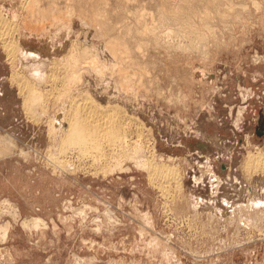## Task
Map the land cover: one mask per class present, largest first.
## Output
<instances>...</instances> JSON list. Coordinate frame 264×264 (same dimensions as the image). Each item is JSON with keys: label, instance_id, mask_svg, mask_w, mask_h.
I'll list each match as a JSON object with an SVG mask.
<instances>
[{"label": "rangeland", "instance_id": "374dc122", "mask_svg": "<svg viewBox=\"0 0 264 264\" xmlns=\"http://www.w3.org/2000/svg\"><path fill=\"white\" fill-rule=\"evenodd\" d=\"M36 1L43 15L31 0H0L6 20H40L46 30L22 25L13 41L26 60L14 65L0 39V140L12 143L0 155V264H264V174L241 166L250 150L264 155V0H231L230 10L223 0ZM188 22L198 30L181 31ZM65 53L84 59L70 83H62L69 68L51 70ZM12 69L49 93L37 121L22 108ZM83 92L100 107L117 105L115 121L130 143L139 136V155L177 166L180 188L150 182L127 159L104 176L75 150L63 156L71 169L53 166L63 159L55 161L59 141L46 123L56 117L64 128L63 113ZM34 218L37 226L24 223Z\"/></svg>", "mask_w": 264, "mask_h": 264}, {"label": "bare ground", "instance_id": "6f19581e", "mask_svg": "<svg viewBox=\"0 0 264 264\" xmlns=\"http://www.w3.org/2000/svg\"><path fill=\"white\" fill-rule=\"evenodd\" d=\"M235 1V0H234ZM233 1V2H234ZM263 1V0H262ZM25 2V1H24ZM221 2H222V0H221ZM223 2H224V4H226L227 5V7H228V9L230 10V9H232V8H234L233 7V5H232V2H231V0H223ZM23 3V2H22ZM36 3H37V1L36 0H31V2H30V7L32 6V9H30V11H32V10H34L35 8H36ZM258 4V3H257ZM256 4V5H257ZM259 5V4H258ZM261 6V5H260ZM262 7V6H261ZM39 9V8H38ZM38 9L36 8V10H37V13H42V12H44V11H40V12H38ZM240 9V8H239ZM250 10V9H249ZM236 11H238L237 9H236ZM3 12V11H2ZM36 12V11H35ZM47 12V10H45V13ZM67 13V12H66ZM192 13V12H191ZM68 14V13H67ZM30 16H32L31 14H29ZM38 15V14H37ZM42 15H43V13H42ZM41 15V16H42ZM59 15V14H58ZM171 15V14H170ZM174 15V14H173ZM176 15V14H175ZM179 15V14H178ZM30 16H28V17H30ZM44 16H45V14H44ZM50 16H51V14H50ZM8 17V16H7ZM17 16H15L14 14H13V16H12V19H13V21L15 22L16 20H14L15 18H16ZM59 17H60V15H59ZM238 17V16H237ZM167 18H169V17H167ZM171 18L173 19V17L171 16ZM174 18H177V17H174ZM40 19H41V17H40ZM50 19L52 20V23H54V24H56V23H58V25L59 24H62L61 22V18L60 19H58L56 16H52V17H50ZM166 18H164L163 20H165ZM177 19H179V18H177ZM176 19V20H177ZM239 19H241V18H239ZM20 20V19H19ZM18 20V21H19ZM168 19H166V21H167ZM192 20V19H191ZM13 21H8V20H6L2 15H0V39L2 38V41H3V43L1 44V45H3V49H5L4 51H6V54L8 55V57H9V59H10V61H11V63H13V65L15 64L14 63V61H16V58L18 59L19 58V56H22V58L25 56L24 54L25 53H23L22 52V50H20V48H21V46H20V48H18L19 46L17 45V46H15V43H14V41H13V39L15 38H22L25 34H22L23 33V27H22V25L23 24H26L27 26L26 27H28L29 26V28L30 27H32L31 29L33 30V28L35 29L34 30V32L36 33L35 35H45V33L44 32H42L43 30H45V27H43V24L41 23L39 26H41L40 28L41 29H38L37 28V26H38V24L40 23L39 21H38V23H37V21H35V20H32V19H30V20H28V22H25L24 20H20V23L22 24V25H20V24H18V23H14ZM42 21H44V19H42ZM61 21V22H60ZM145 21V20H144ZM169 21V20H168ZM167 21V22H168ZM45 22V21H44ZM51 22V21H50ZM172 22V21H171ZM193 22V21H192ZM259 22V21H258ZM51 23V24H52ZM170 23V22H169ZM174 23V22H173ZM176 23V22H175ZM185 23V22H184ZM189 23V22H188ZM194 23V22H193ZM50 24V25H51ZM195 24H196V21H195ZM48 25V24H47ZM194 25V24H193ZM197 25V24H196ZM207 28H208V30H209V28L210 27H208L206 24H204ZM53 26V25H52ZM139 26V25H138ZM174 26V25H173ZM183 26V25H182ZM177 27V26H176ZM193 26H192V24L191 23H189V24H185L184 26H183V28H181L182 30L181 31H183L184 30V32L186 31L188 34H189V32H191V30H195L196 28V30H198V26L195 28V29H193L192 28ZM201 27H203V25L201 26ZM233 27V26H232ZM25 28V27H24ZM28 28V29H29ZM44 28V29H43ZM179 28V27H178ZM27 29V30H28ZM30 29V30H31ZM215 29V28H214ZM32 30L30 31V33L32 32ZM60 30V29H59ZM167 30H168V28H167ZM195 30V31H196ZM199 30H200V27H199ZM29 31V30H28ZM46 31V30H45ZM66 31V30H65ZM173 31H174V29H173ZM213 31H215V30H213ZM15 33V35L14 36H12V33ZM67 32H69V31H67ZM151 32V31H150ZM200 32H201V30H200ZM203 32H205V31H203ZM13 33V34H14ZM183 33V32H182ZM196 33V32H195ZM222 33V32H221ZM184 34V33H183ZM193 34V33H192ZM201 34V33H200ZM206 34V33H205ZM194 35V34H193ZM204 35V34H203ZM169 36V35H168ZM167 35H166V38H170V37H168ZM206 36V35H205ZM208 36V35H207ZM246 36V35H245ZM29 38V37H28ZM27 38V39H28ZM32 38V37H31ZM176 38H178V37H176ZM181 38V37H180ZM185 38V37H184ZM204 37L202 36V35H198V39H203ZM211 38H212V36H211ZM23 39V38H22ZM26 39V38H25ZM210 39V38H209ZM208 39V40H209ZM37 40V39H36ZM175 40V39H174ZM190 40V39H189ZM16 41V40H15ZM30 41V40H29ZM193 41V40H192ZM191 41V42H192ZM176 42V41H175ZM179 42V41H178ZM227 42V41H226ZM22 43V42H21ZM169 43H170V41H169ZM208 43V42H207ZM73 44V43H72ZM177 44V43H176ZM193 44H195L194 43V41H193ZM21 45V44H20ZM26 45V44H25ZM200 45V44H199ZM228 45V44H227ZM22 46H23V43H22ZM73 46V45H72ZM75 46H77V45H75ZM169 46V45H168ZM203 46V45H202ZM208 47V46H207ZM207 47H205V48H207ZM70 48H71V46H70ZM70 48H68V50L70 49ZM181 48V47H180ZM72 49V48H71ZM75 49V48H74ZM195 49H197L198 50V48H197V46L195 47ZM67 50V51H68ZM73 50V49H72ZM71 50V51H72ZM177 50V49H176ZM175 50V51H176ZM66 51V52H67ZM75 51V50H74ZM79 51H82V52H84L85 51V49H84V51L82 50V49H80ZM28 52H30V51H28ZM68 53V52H67ZM76 53H79L78 52V50H77V52ZM85 54H86V52H84ZM27 54H29V53H27ZM80 54V53H79ZM85 54H83V55H85ZM91 54V53H90ZM7 55H6V57H7ZM64 55H66V58H65V62H63V61H61L60 63H55V65H54V68H52V66L50 67V68H52L51 70L53 71V69H55V70H57V69H60V68H63L64 69V72H65V69H67V68H69V71H68V69H67V71L69 72L68 74H67V71L64 73V77L62 78V83H70V82H73L74 80H76L77 79V77L79 78V76H75L74 75V69H75V73H76V65H77V63H76V61L79 59V58H81V59H83V57H79V55H77V54H74V53H69L68 55L65 53ZM78 57H77V56ZM81 55V54H80ZM196 55V54H195ZM206 55V54H205ZM210 55V54H209ZM38 56V55H37ZM88 56V55H87ZM30 58H31V55H30ZM34 58V57H33ZM23 59H25V57L23 58ZM77 59V60H76ZM8 60V59H7ZM21 60V59H20ZM26 60V59H25ZM24 60V61H25ZM76 60V61H75ZM80 60V59H79ZM84 60V59H83ZM91 60L93 61V60H95V57L94 56H92V58H91ZM9 61V62H10ZM35 61V60H34ZM45 61V60H44ZM51 61V60H50ZM56 61V60H55ZM86 61V60H85ZM20 62V61H19ZM23 62V61H22ZM38 62H39V60H38ZM41 62V61H40ZM39 62V63H40ZM63 62V63H62ZM84 62V61H83ZM91 62V61H90ZM89 62V63H90ZM27 63L29 64V60L27 61ZM26 63V64H27ZM39 63H36L35 65L38 67V65L37 64H39ZM46 63V62H45ZM44 63V64H45ZM51 63L53 64L54 63V59H53V62L51 61ZM50 63V64H51ZM10 64V63H9ZM32 64V63H31ZM83 65V63H78V65ZM85 64V63H84ZM91 64V63H90ZM94 64H95V62H94ZM17 65V64H16ZM33 65V64H32ZM35 65L32 67L33 69H34V67H35ZM88 65V64H87ZM86 65V66H87ZM20 66V65H19ZM28 66H31V65H28ZM93 66V65H92ZM92 66H91V68H92ZM97 66H98V61H97ZM12 67H14V66H12ZM37 67H35V69L37 68ZM40 67V66H39ZM89 67H90V65H89ZM101 67V66H100ZM105 67V66H104ZM103 67V68H104ZM49 68V69H50ZM103 68H99L98 67V69H102L103 70ZM21 69V68H20ZM32 69V70H33ZM48 69V70H49ZM63 69L62 70H57V72L58 71H61V73L63 72ZM93 69V68H92ZM91 69V70H92ZM13 70V69H12ZM14 71V70H13ZM18 71V70H17ZM29 71V70H28ZM30 71H31V69H30ZM35 70H33V72H34ZM38 71V70H37ZM50 71V70H49ZM83 71H85V70H82V72ZM99 72H102V71H100V70H98ZM12 72V71H11ZM32 72V73H33ZM39 72V71H38ZM95 72V71H94ZM40 73V72H39ZM78 73V72H77ZM12 74V73H11ZM27 74V73H26ZM31 74V73H30ZM34 74L36 75L37 73H35L34 72ZM51 73H49V75H50ZM60 74V73H59ZM34 75V76H35ZM48 75V74H47ZM78 75H79V73H78ZM11 76V75H10ZM54 76H53V74H51L49 77H47L46 76V78H47V81H48V78L50 79V80H54V78H53ZM11 79H12V82H15V83H18V85H16L17 87H18V92L20 93L21 92V94H22V96H23V104H21L23 107L22 108H24V110H25V113L31 118V119H33V117H35V116H37V117H35V119L34 120H36V119H39L38 117L41 115V112L43 113V108L44 107H47V105H46V102H47V98H46V96H47V94H48V96H49V93L48 92H44V91H42V90H40L38 87H36L34 84H33V81H30L27 77H25V76H23V75H19V73L18 72H13V74H12V76L10 77ZM76 78V79H75ZM199 79V78H198ZM65 80V81H64ZM79 81H77V83H78ZM47 83V82H46ZM51 84V83H50ZM49 84V85H50ZM48 85V86H49ZM51 86V85H50ZM73 86H76V85H73ZM48 91V90H47ZM52 92V91H51ZM88 93V92H87ZM21 94H20V96H21ZM50 94H52V93H50ZM86 93L85 92H83V94H81V95H85ZM87 95V94H86ZM86 95H85V97H84V101L83 102H81V103H77V102H75V103H72V102H74L75 101V99H73L72 101H71V103L70 104H72V107H71V109H69L68 110V112H67V114H64L63 112V115H62V119H64V122L66 123V126L63 128H57L56 127V124H58L59 122H60V120L58 121V120H56V117L55 118H52V119H50L51 121H47L48 123H49V126H48V124L46 123V126L47 127H49L48 128V130H46V131H48L49 132V135L48 136H51L52 138H54L55 136H56V138L58 139V141H59V145H58V149H57V151H58V157L56 158L55 156H57L56 154H57V152H55L54 154H55V158L53 157V159H55V161L58 159V158H61V159H63V156H65L66 154L67 155H69L70 154V151H73V150H75L77 153H78V155H77V159L78 160H80L78 157L80 156V158L82 159V157L83 158H85V160L86 159H89L92 163H90V161H89V163L92 165V169H94L95 171L93 172V173H95L96 171H100L102 174H103V176H104V174H107V172L109 173V172H111V171H113V170H120V171H123V170H121V168H123L122 167V165H123V161H122V159H127V160H130V161H132L133 163L132 164H134V165H137V166H139V167H141V169L143 168L144 169V171L148 174L147 176H148V180L149 179H151V180H149L150 182H155V179H160V180H171V182L172 181H174V185H176L178 188H180L179 186H180V181H181V177H182V175H181V173L180 172H178L179 170L176 168L177 166H173L172 164V166H170V164H168V163H166V162H162V159L160 158L159 159V161L158 160H155V154H153L154 152H150L151 154H149V156H145V153L146 152H143V151H141V152H143L144 153V156L143 157H141L140 155H139V151H140V149H142L143 147V145H141V147L135 142L134 143V141L139 137L138 136V134L136 135V139L135 140H133V143H134V145H133V143H130V139L129 138H127V136H126V132H125V130H127V128L124 126V124H121V123H119L118 121H115V117H117L119 114H121L120 112L122 111H119L118 112V108H117V105H116V107H113L112 105L110 106V107H107L108 105L107 104H105V107L103 106V107H100V106H98L97 105V103L95 104V103H93L91 100H89V98H91V97H89V98H87L86 97ZM87 96H89V93H88V95ZM77 98H78V96H77ZM80 99V98H79ZM82 99V98H81ZM48 100H49V98H48ZM95 100V99H94ZM107 105V106H106ZM38 110H40V112H38ZM38 113H40V114H38ZM123 114V113H122ZM126 116V115H125ZM119 117V116H118ZM123 117V116H122ZM129 117V116H128ZM61 118V117H60ZM120 118V117H119ZM119 118H117V119H119ZM125 118V117H124ZM136 118V117H135ZM61 119V120H62ZM116 119V120H117ZM34 120H33V122H34ZM120 120V119H119ZM128 120V119H127ZM37 121V120H36ZM40 121V120H39ZM63 122V123H64ZM127 124H129V123H127ZM60 126V125H59ZM128 127V126H127ZM136 127V126H135ZM140 128V127H139ZM135 129V128H134ZM133 129V130H134ZM139 130V129H138ZM139 132V131H138ZM48 134V133H47ZM142 134V133H141ZM147 137V136H146ZM51 138V139H52ZM142 138V137H141ZM10 139V138H9ZM9 139H1L0 140V155L1 154H5V152L8 150V152H9V150H10V148L9 149H7L8 147H9V145L10 144H12V143H10L9 142ZM145 139V138H144ZM148 139V138H147ZM49 140H50V138H49ZM139 140V139H138ZM152 140V139H151ZM10 141H11V139H10ZM141 141V140H140ZM146 141V140H145ZM9 142V143H8ZM142 142H144V141H142ZM139 144H141V143H139ZM145 146V145H144ZM148 147V146H147ZM56 148V147H55ZM12 149V148H11ZM47 150V149H46ZM143 150H145V151H147L146 149H143ZM149 150H152L151 148H149ZM148 150V151H149ZM25 151V150H24ZM51 153V152H50ZM72 153V152H71ZM74 153V152H73ZM149 153V152H148ZM147 153V154H148ZM24 154V153H23ZM52 154V156H53V153H51ZM66 155V156H67ZM49 156H51L50 154H49ZM48 158V157H47ZM50 158V157H49ZM52 159V158H51ZM52 159V160H53ZM52 160H50V162H53ZM66 160H58L56 163H58V164H53V166L55 165V167L56 168H58L59 170H63L64 169V171H65V169H67V170H69V168L71 167V165H70V167L69 168H66V166L68 165V163L67 162H65ZM83 161V160H82ZM81 161V162H82ZM80 162V161H79ZM78 163V162H77ZM83 163H84V161H83ZM99 164V166H98V164ZM51 164V163H50ZM87 164V163H86ZM75 165V164H74ZM85 165V164H84ZM242 167H243V169L245 170V171H247L248 172V174H251V173H254V174H257V173H263L264 174V155L261 153V152H252L251 150H250V152L248 151L247 153H246V155H244V160H243V162H242V165H241ZM72 168H74L73 167V164H72ZM81 168H83V167H81ZM125 168V167H124ZM123 168V169H124ZM71 169V168H70ZM91 170V169H90ZM244 171V172H245ZM71 172V171H70ZM50 173H53V172H50ZM100 173V174H101ZM55 174V173H54ZM55 176V175H54ZM57 177V176H56ZM250 177V176H249ZM251 178V177H250ZM159 180V181H160ZM183 180V179H182ZM157 182V185H159V189L161 188V190H162V192L164 191L163 189H165V187L163 186L164 184H165V182L164 181H162V182H164V184L162 185V182ZM168 182V181H167ZM156 183V182H155ZM154 184V183H153ZM169 184V183H168ZM151 185V184H150ZM167 185V184H166ZM172 186V185H171ZM167 187V186H166ZM170 187V186H169ZM157 188V187H156ZM171 189V188H170ZM183 190V189H182ZM180 193V192H179ZM6 200V199H5ZM65 201V200H64ZM66 201H67V199H66ZM98 201V200H97ZM97 201H95V202H97ZM181 201V200H180ZM68 202H70V201H68ZM90 202V201H89ZM0 204H1V202H0ZM64 204V203H63ZM83 204V203H82ZM98 204V203H97ZM66 205V204H65ZM85 205H87V204H85ZM84 205V206H85ZM90 205V204H89ZM2 206V205H1ZM4 206V205H3ZM5 208H7L9 211H11L12 213L11 214H13L15 217H17L18 215H19V209H17L16 207H14V206H12L8 201H6V203H5V206H4ZM70 207V206H69ZM81 207V206H80ZM90 207V206H89ZM93 207V206H92ZM75 208V207H74ZM73 208V209H74ZM85 208V207H84ZM91 208V207H90ZM90 208H88V209H90ZM163 208V207H162ZM68 209H71V207L70 208H68ZM183 209V208H182ZM2 211H3V208L1 209ZM0 210V211H1ZM67 210V209H66ZM75 210V209H74ZM78 210H80L79 208H78ZM59 211V210H58ZM63 211V210H62ZM72 211V210H71ZM89 211V210H88ZM172 211V210H171ZM8 212V211H7ZM73 212V211H72ZM102 212V211H101ZM10 213V212H9ZM9 213H8V215H9ZM31 213V212H30ZM34 213V212H33ZM58 213V212H57ZM75 213V212H74ZM4 214V213H3ZM7 214V213H6ZM10 214V215H11ZM70 214H71V212H70ZM97 214V213H96ZM101 214H104L103 212L101 213ZM13 215H12V218H13ZM31 215V214H30ZM36 215V214H35ZM56 215H58V214H56ZM65 215V214H64ZM73 215V214H72ZM75 215V214H74ZM81 215H83V213L81 214ZM86 215V214H85ZM99 215V214H98ZM105 215V214H104ZM110 215V214H109ZM166 215V214H165ZM32 216V215H31ZM60 216V215H59ZM71 216V215H70ZM77 216V215H76ZM80 216V215H79ZM39 217V216H38ZM58 217V216H57ZM62 217V216H61ZM92 217V216H91ZM110 217V216H109ZM11 218V219H12ZM23 218V217H22ZM72 218V217H71ZM81 218H83V216L81 217ZM86 218V217H85ZM97 218V217H96ZM27 219V218H26ZM31 219V218H30ZM41 219V218H40ZM50 219V218H49ZM62 219V218H61ZM21 220V222H22V219H20ZM25 220V219H24ZM23 220V221H24ZM28 220V219H27ZM58 220H59V218H58ZM93 220V219H92ZM107 220V219H106ZM45 221V220H44ZM68 221H69V219H68ZM8 222V221H7ZM64 222H65V220H64ZM74 222H75V220H74ZM78 222V221H77ZM82 222H83V220H82ZM101 222V221H100ZM110 222H112V221H110ZM24 223H26L28 226H30V225H35V226H37L38 225V220H37V218L35 219H32V220H29V221H25ZM41 224H42V222H40ZM68 223V222H67ZM80 223H81V221H80ZM7 224V223H6ZM45 225V224H44ZM169 225V224H168ZM2 226V225H1ZM0 226V238H3L4 239V237H5V233H6V230H7V225L6 226H2L1 227ZM9 226V225H8ZM72 226V225H71ZM32 227V226H31ZM34 227V226H33ZM41 227H43V226H41ZM95 227H98V226H95ZM36 228H38V227H36ZM30 229V228H29ZM28 229V230H29ZM33 230V229H32ZM44 232V231H43ZM41 234H42V232H41ZM1 241V240H0ZM3 241V240H2ZM5 241V240H4ZM5 243V242H4ZM1 252V251H0Z\"/></svg>", "mask_w": 264, "mask_h": 264}]
</instances>
